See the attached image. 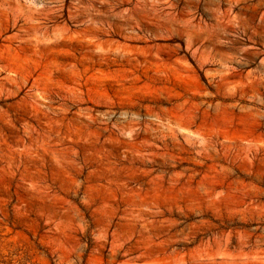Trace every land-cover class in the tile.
I'll return each instance as SVG.
<instances>
[{
  "label": "rangeland",
  "instance_id": "rangeland-1",
  "mask_svg": "<svg viewBox=\"0 0 264 264\" xmlns=\"http://www.w3.org/2000/svg\"><path fill=\"white\" fill-rule=\"evenodd\" d=\"M0 264H264V0H0Z\"/></svg>",
  "mask_w": 264,
  "mask_h": 264
}]
</instances>
